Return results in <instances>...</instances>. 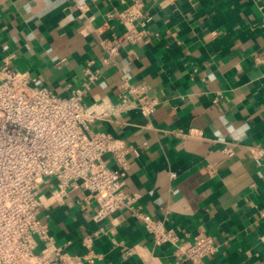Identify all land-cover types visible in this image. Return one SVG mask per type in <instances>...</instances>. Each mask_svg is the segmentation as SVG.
Returning <instances> with one entry per match:
<instances>
[{
    "label": "crops",
    "instance_id": "1",
    "mask_svg": "<svg viewBox=\"0 0 264 264\" xmlns=\"http://www.w3.org/2000/svg\"><path fill=\"white\" fill-rule=\"evenodd\" d=\"M131 1L0 0V64L59 95L82 86L88 66L99 69L88 102L118 100L122 73L147 83L161 98L151 117L132 110L94 123L130 149L125 189L152 216H167L181 239L212 234L221 246L209 264H264V165L251 151L264 147V0H149L150 41L124 44L119 65L107 66L99 39L122 28L108 13ZM190 128L202 136L173 133ZM57 185L47 177L39 191L58 246L83 254V236L98 232L94 264H145L149 252L156 264L174 261L175 247H156L129 210L95 221L86 189L56 201Z\"/></svg>",
    "mask_w": 264,
    "mask_h": 264
},
{
    "label": "built area",
    "instance_id": "2",
    "mask_svg": "<svg viewBox=\"0 0 264 264\" xmlns=\"http://www.w3.org/2000/svg\"><path fill=\"white\" fill-rule=\"evenodd\" d=\"M148 1L132 0L108 13V18L117 19L122 28L99 39L105 65H119L124 44L150 41L147 27L152 14ZM86 72L82 86L59 95L39 86L29 71L0 64V264H94L100 259L95 249L98 232L83 236L86 252L80 255L56 244L49 224L40 217L44 200L39 190L47 177L58 181L52 195L56 201L68 196L71 188L86 189L87 201L97 205L92 214L95 221L123 209L132 212L156 247H175V259L169 264H209L207 258L221 246L216 238L200 231L185 241L175 227L168 225L167 216L157 218L144 210L138 203L139 193L125 189L130 167L126 141L94 128L97 121L121 119L132 110L151 117L161 98L150 92L147 83L133 82L122 73L118 100L105 95L88 102L86 95L99 80L100 71L88 66ZM173 133L182 138L202 136L194 128ZM251 151L264 165V147L252 146ZM224 152L231 155L234 150L225 147ZM111 161L116 167L110 165ZM129 250L140 253L137 247ZM155 257L149 252L144 256L145 264H156Z\"/></svg>",
    "mask_w": 264,
    "mask_h": 264
}]
</instances>
